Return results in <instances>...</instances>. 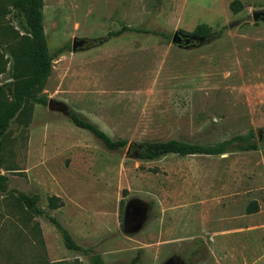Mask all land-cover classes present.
<instances>
[{
    "label": "rangeland",
    "instance_id": "374dc122",
    "mask_svg": "<svg viewBox=\"0 0 264 264\" xmlns=\"http://www.w3.org/2000/svg\"><path fill=\"white\" fill-rule=\"evenodd\" d=\"M233 1L43 0L52 69L37 92L45 102L27 101L4 137L0 264H90L94 254L107 264H264V22L252 17L264 0H238L237 13ZM0 6V85L15 91L31 73V35L24 13ZM199 25L214 33L172 43ZM125 26L155 34L109 37ZM75 38L90 44L73 52ZM69 111L128 145L107 149ZM250 131L255 151L234 142L217 156H140L146 142L213 147ZM19 192L39 195L87 252L67 249ZM51 196L62 202L54 211Z\"/></svg>",
    "mask_w": 264,
    "mask_h": 264
},
{
    "label": "trees",
    "instance_id": "16d2710c",
    "mask_svg": "<svg viewBox=\"0 0 264 264\" xmlns=\"http://www.w3.org/2000/svg\"><path fill=\"white\" fill-rule=\"evenodd\" d=\"M10 7L18 12L25 14L28 22L29 33L31 35L30 45V63L31 73L26 80L23 87L19 90H13L10 86L5 84L0 85V159L3 151L4 137L10 128L13 119L23 109L24 104L27 101H44L38 100L37 92L39 88L44 84L45 80L49 76L52 69L53 56L47 49L46 37L44 32V13L43 0H9ZM230 8L234 13H237L243 8L242 2L235 0L230 4ZM4 6H0V15H2ZM125 32L136 33H152L154 32L131 28L122 27L120 30L112 31L109 33V37H119ZM214 32L212 28L206 25H199L193 32V35L198 39H204L211 36ZM67 52V47H60L55 56H59ZM7 61L0 52V75L5 73ZM69 118L71 122L78 128L90 132L95 138L99 139L107 149L111 151L120 150L128 145L126 140H115L111 138L104 131L99 129L95 124L83 119L77 112L69 111ZM255 133L253 131L244 135H237L230 140L219 143L213 147H203L199 145H193L178 140L167 141H153L143 144L141 153V159L145 161H155L168 155L178 156H192L197 154L217 156L226 152V149L234 142L239 143L238 148L242 151H255L257 150V142L253 141ZM1 184L5 180L4 177H0ZM20 202L27 208V210L35 216H43L47 218L60 232L64 244L67 249L72 251L87 252L82 246H80L72 237L69 230L47 209L42 208L39 205L41 200L37 194H26L23 192L18 193ZM62 206V202L59 197L51 196L48 198V209L54 211ZM90 264H107L100 255L94 254L91 257ZM127 264H140L138 259L131 261Z\"/></svg>",
    "mask_w": 264,
    "mask_h": 264
},
{
    "label": "water",
    "instance_id": "95a60500",
    "mask_svg": "<svg viewBox=\"0 0 264 264\" xmlns=\"http://www.w3.org/2000/svg\"><path fill=\"white\" fill-rule=\"evenodd\" d=\"M252 17H253L254 21L264 22V11L253 12ZM201 42H202V40L198 39L197 37L183 36L179 32H175L173 35V39H172V43L176 46H179V47H189V46H191L190 43L200 44ZM88 44H90L89 40L75 38L73 40L72 51L77 52V51L83 50V49H85V47ZM48 106H49V108L56 109L60 106V103L56 102L55 100H50L48 103ZM141 227H142V225H140L138 227V229H140ZM163 264H180V263L175 261L174 259H170Z\"/></svg>",
    "mask_w": 264,
    "mask_h": 264
},
{
    "label": "flooded vegetation",
    "instance_id": "af4514ba",
    "mask_svg": "<svg viewBox=\"0 0 264 264\" xmlns=\"http://www.w3.org/2000/svg\"><path fill=\"white\" fill-rule=\"evenodd\" d=\"M191 45H193L192 43H190ZM136 215H137V217H138V215H139V212H136Z\"/></svg>",
    "mask_w": 264,
    "mask_h": 264
}]
</instances>
